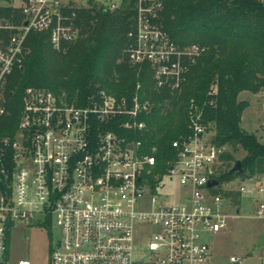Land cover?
<instances>
[{
    "label": "built area",
    "instance_id": "1",
    "mask_svg": "<svg viewBox=\"0 0 264 264\" xmlns=\"http://www.w3.org/2000/svg\"><path fill=\"white\" fill-rule=\"evenodd\" d=\"M121 5L0 0V8L12 10L11 17L0 15V119L9 115L8 79L23 67L30 33H47L52 48L63 51L80 37L78 11L113 12ZM162 6L163 0H138L128 57L133 65H150L157 90H178L205 49L172 41L158 22ZM141 89L139 82L129 97L101 89L83 100L39 86L25 89L17 127L0 136V264H6L8 233L18 222L51 223L59 230L49 264H207L211 246L205 234L226 227L229 207L240 212L224 195L228 191L252 197L255 217L264 224V200H258L264 197V174L248 176L235 189L207 186L217 179L224 148L213 143L214 130L200 114L192 117L189 135L172 141L174 154L166 162L159 161L157 147L149 152L143 140L122 136L147 129L140 118L152 103L142 100ZM141 229L146 240L139 245Z\"/></svg>",
    "mask_w": 264,
    "mask_h": 264
},
{
    "label": "trees",
    "instance_id": "2",
    "mask_svg": "<svg viewBox=\"0 0 264 264\" xmlns=\"http://www.w3.org/2000/svg\"><path fill=\"white\" fill-rule=\"evenodd\" d=\"M138 0H123L111 12L96 7L78 11L80 37L52 48L47 33L28 35L30 52L22 68L8 79L6 100L9 115L0 119V136L11 135L20 119L23 94L35 86L66 92L70 99L85 97L104 89L117 96H132L142 83L141 98L152 110L140 119L144 132H120L143 140L147 151L157 147L160 162L173 157L172 141L191 133L192 117L200 114L204 124L212 123L213 143L224 150L216 167L218 181L264 174V143L241 128L249 103L240 100L244 92L264 91V4L260 0H163L159 24L181 47L199 45L205 51L189 66L186 80L178 90L155 88L151 67L133 65L129 50L134 44ZM11 17L12 10L0 8ZM213 87L217 93L212 94ZM243 151V157L235 153ZM240 161L245 171L232 173ZM240 204L238 192H224Z\"/></svg>",
    "mask_w": 264,
    "mask_h": 264
},
{
    "label": "rangeland",
    "instance_id": "3",
    "mask_svg": "<svg viewBox=\"0 0 264 264\" xmlns=\"http://www.w3.org/2000/svg\"><path fill=\"white\" fill-rule=\"evenodd\" d=\"M123 0H118L122 2ZM240 100L247 101L249 107L244 111L241 128L255 135L264 143V91L257 94L244 92ZM213 127L212 123L206 124ZM224 150H232L224 148ZM242 158L243 151L235 153ZM217 176V174H216ZM247 182V177H235L230 181L221 182L223 186L233 189ZM258 200L263 201L264 197ZM239 214L235 207H229L226 227L219 233H207L204 240L210 244L211 251L207 264H232L231 258L239 259L237 264H262L264 258V224L255 217L257 203L247 194L240 198ZM59 230L53 224L18 222L11 226L8 233V252L6 264H18L21 259H28L32 264H49L50 255L59 237ZM145 232L137 230L136 243L146 240ZM143 255L140 252L138 256Z\"/></svg>",
    "mask_w": 264,
    "mask_h": 264
},
{
    "label": "water",
    "instance_id": "4",
    "mask_svg": "<svg viewBox=\"0 0 264 264\" xmlns=\"http://www.w3.org/2000/svg\"><path fill=\"white\" fill-rule=\"evenodd\" d=\"M232 173H235L236 175H242L245 171L242 168V164L240 161H237L234 167L232 168ZM220 182L217 179H210L209 183L207 186L213 187L216 185H219Z\"/></svg>",
    "mask_w": 264,
    "mask_h": 264
}]
</instances>
